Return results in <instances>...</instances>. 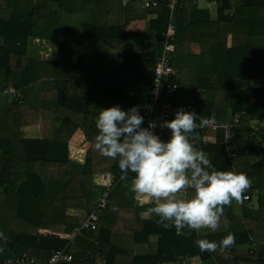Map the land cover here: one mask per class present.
I'll return each mask as SVG.
<instances>
[{"label": "trees", "instance_id": "obj_1", "mask_svg": "<svg viewBox=\"0 0 264 264\" xmlns=\"http://www.w3.org/2000/svg\"><path fill=\"white\" fill-rule=\"evenodd\" d=\"M110 1L113 5L122 0ZM128 1L127 9L136 10L138 0ZM156 1L157 6L137 13L142 23L137 32L140 35L148 15L157 16L150 22L149 51L125 55L122 59L128 64L132 59L144 61L151 67L152 78L146 83L149 89L139 91L134 100L136 107L145 111L150 102L148 92L153 86L156 57L164 49V32L170 19L166 0ZM197 1L201 0H181L175 12L176 50L170 54V60L179 76L171 80L181 88L185 76L183 67L195 62L203 65L205 71L209 66L213 73H200L197 83L190 86L192 111L210 120L216 114L215 122L231 125L233 136L228 143L211 142L204 140V136L215 133L220 140L222 129L212 132L206 127L197 128L193 133L198 138L194 144L217 169L235 170L250 180L245 193H250L252 200L242 205L241 215L234 211V200L224 206L221 226L227 224L240 244L252 245L264 241V87H249L253 79L264 75V16L261 14L264 0H208L217 3L218 15L213 25L220 33L214 35L215 42L200 55L189 54V60L183 63L182 59H174L177 46L185 40L202 41L200 37L205 36L206 27L203 25L209 21L207 14L192 18L191 10L205 12L197 7ZM53 2H58L63 11L73 10L68 8L74 5L73 1L64 0H6V6L0 5V233L3 234L0 254L2 248L9 250L8 254L0 255V263L18 251H26L30 258H36L34 264H49L55 250L67 248L74 259L58 264H97L98 258L102 264H117L119 258L125 260L139 249L156 252L133 255L124 264H189L195 257L202 260L215 257L218 264H264V257L256 258L249 250L234 244L215 252H201L195 243L200 239L197 232L177 236L174 228L164 229L155 217H141L146 201L126 187L134 174H129L128 181H122L118 161L101 156L92 146L97 135L96 118L101 109L109 107L108 98L112 94L85 97L55 94L56 88L51 90V78L58 68L66 66L69 53L73 52L66 43H59L61 56L55 64L27 56L30 37L58 41V33L64 32L60 13L51 8ZM233 8L234 12L230 13ZM127 27V24L119 28L95 27L93 32L102 30L100 39L125 38L133 33ZM129 65L125 68L127 72ZM205 81L211 83L203 84ZM43 82L47 87L40 86ZM204 85L207 91L200 88ZM10 87L20 91L21 96L11 101L2 96L1 91ZM236 89L243 90L233 102L230 93ZM118 95L125 99L129 94ZM97 96L104 103L96 104ZM230 110L233 114L229 118ZM43 112L63 117L64 125L51 139L25 138L22 128L38 125ZM238 113H241L240 119L235 121ZM169 136L160 137L167 140ZM50 165L60 168L58 177L46 176L44 169ZM106 187L111 188V194L98 230L85 232L70 244L73 230L95 209L99 198L97 188ZM254 201L258 206L251 209Z\"/></svg>", "mask_w": 264, "mask_h": 264}, {"label": "crops", "instance_id": "obj_2", "mask_svg": "<svg viewBox=\"0 0 264 264\" xmlns=\"http://www.w3.org/2000/svg\"><path fill=\"white\" fill-rule=\"evenodd\" d=\"M73 1L71 12L63 11L58 2L51 3V8L56 12L60 13V19L63 27V31L58 33V41H52L42 39L39 37H30L28 39V46L26 48L27 56L37 61H46L51 64H55L61 56V48L59 43H66L67 46L72 50L69 53L68 62L66 66L58 68L50 81L51 90L56 88L55 94H69L71 96H85L87 94H112L108 98L109 107L112 105H119L123 108H130L135 105V94H139V91L149 89L147 82L151 80L150 74L151 67L148 63L141 62L139 60L132 59L133 63H125L122 59L125 55H138L146 54L149 51V38H150V27L151 20L156 19L155 14L148 15L147 19L143 23L141 35L137 33L140 28V17H137L138 10L146 9L143 6L145 0H138L136 3V10L127 9V1L122 0L119 3L111 4L110 0H64ZM126 2V4H124ZM129 2V1H128ZM197 7L204 9V13H199L198 10H191L190 14L193 19L202 17L203 15H209L208 24L203 30L205 36L200 37V40L186 41L185 43L177 46V54L174 59H182L183 63L189 60V54L193 56L200 55L203 50L207 49L211 43L215 42L214 35L220 33L213 25V22L217 20L218 9L216 1L201 0L196 2ZM1 6H6V0H0ZM234 12V8L229 11ZM261 14L264 16V9ZM128 20H130L128 22ZM128 25L126 28L130 32V35L125 38H102L100 36L102 30H94L95 27H122ZM142 24V23H141ZM96 29V28H95ZM101 31V32H100ZM213 36V37H212ZM187 56V57H186ZM173 57V55H172ZM183 57V58H180ZM200 63L195 62L194 64L184 66V75L182 78L183 84L181 85L180 92L171 97L174 101H185L191 105L194 104L192 100L193 94L190 89L191 85L197 83V79L201 76L200 73L207 72L212 75L209 66L205 68ZM129 65L128 69L125 68ZM203 69V71H202ZM60 73V74H59ZM208 75V74H207ZM56 76V77H55ZM67 76V77H66ZM211 79H214L213 77ZM211 83V81H205L203 84ZM41 87H47V83H40ZM251 88L264 87V75L258 76L250 83ZM202 88L203 91H207L205 85ZM58 89V92H57ZM198 92L200 90L196 88ZM243 89H236L232 91V101L238 100V95ZM118 94H129L123 99ZM101 96L95 97V103L99 104V101L104 103ZM105 99V96H104ZM9 101V100H8ZM6 102V101H5ZM8 103V102H7ZM141 115H145L146 111L144 108L137 107ZM232 111H229V118L232 116ZM214 115V114H213ZM212 115V116H213ZM211 120L216 121L211 118ZM64 125V118L53 114L52 112H43L41 121L38 125L23 127L22 131L25 138L28 139H51L54 137L56 132ZM264 125V124H263ZM262 125V126H263ZM211 129L212 132H221L222 137L220 140L216 137L215 133L207 134L204 136V140L211 142H225V129L219 125L220 129ZM220 130V131H219ZM39 131V133H38ZM46 132L45 135L43 132ZM167 135V134H166ZM170 135V133H169ZM233 136V135H232ZM231 141V140H230ZM229 141V142H230ZM236 156V155H235ZM101 190L100 188H97ZM104 189V188H103ZM191 193H181V196L190 195ZM146 204V205H145ZM142 207L141 217L143 219H150L151 215L148 212L150 205L147 202ZM234 204V203H233ZM234 211L237 210V206H233ZM251 209H256L253 206ZM236 213V212H235ZM237 214V213H236ZM242 214V212L240 213ZM238 215V214H237ZM229 232L227 227L221 226L216 232L203 229L198 234L200 239H207L209 241H219L220 236H227ZM218 234V235H217ZM217 235V236H216ZM216 236L215 240L214 237ZM235 237L234 245L243 250H249L254 257H264V241L254 243L252 245L240 244ZM156 250L151 249H139L134 254L126 257L132 260L133 255H149L154 254ZM27 253L26 251H18L17 254L10 258L18 257ZM9 258V259H10ZM30 258V257H29ZM35 260L36 258L33 257ZM127 259L119 258L117 264H124L129 262ZM193 261L199 260L193 264H217L215 257L209 260H202L200 257H195ZM192 260L189 264H192ZM37 263V260L36 262ZM28 264V263H24ZM34 264V263H30ZM164 264H176V263H164Z\"/></svg>", "mask_w": 264, "mask_h": 264}, {"label": "clouds", "instance_id": "obj_3", "mask_svg": "<svg viewBox=\"0 0 264 264\" xmlns=\"http://www.w3.org/2000/svg\"><path fill=\"white\" fill-rule=\"evenodd\" d=\"M210 122L195 111L179 108L173 119L159 124L170 130L168 139L163 140L154 131L156 121L143 126L145 118L136 106L125 110L112 105L101 109L96 118L92 146L101 156L118 161L122 181L134 174L126 187L152 205L148 212L164 229L174 228L177 236L203 229L216 232L224 206L239 202L250 180L235 170L217 169L195 146L198 138L194 130ZM188 192L191 194L180 195ZM195 243L201 252H215L234 244L235 237L229 233L220 241L197 239Z\"/></svg>", "mask_w": 264, "mask_h": 264}, {"label": "built area", "instance_id": "obj_4", "mask_svg": "<svg viewBox=\"0 0 264 264\" xmlns=\"http://www.w3.org/2000/svg\"><path fill=\"white\" fill-rule=\"evenodd\" d=\"M167 7L170 10V19L167 30L164 32L165 44L162 53L156 57V66L154 69L153 76V86L149 90L148 95L150 97V102L148 109L144 115L145 125L147 127L149 120H154L157 122L158 126L154 129L159 136H164L170 133V130L166 127H160L159 124L162 121L171 120L175 116V112L179 108H183L186 111H192V106L189 102L184 101H174L171 99L172 96L180 92V85L177 82H173L171 79L174 76H179L176 69L171 63L170 54L176 50V35H177V25L175 21V12L180 6L181 0H166ZM126 4V2H124ZM145 8L157 6L156 0H145L143 3ZM2 96H7L9 100H13L18 96H21L20 91L10 87L5 88L1 91ZM241 113L236 114L235 121L240 119ZM210 124L207 125L213 129H217L219 125L210 120ZM225 129V142L228 143L232 139L231 125L221 124ZM99 198L95 203V209L88 216V218L80 225L77 226L71 233L72 240L70 244H74L77 237L84 235L85 232L96 231L99 228V222L102 217L104 210H106L109 202V197L111 194V188L106 187L103 190L98 191ZM252 197L250 193H244L242 199L237 202L234 200L237 206V212H242V205L248 201H251ZM264 247V243L262 244ZM74 259L72 252H69L67 248L55 250L49 260V264H58L60 262H71ZM98 258L97 264H102ZM34 258H29L27 253L21 256L10 258L0 264H24V263H35Z\"/></svg>", "mask_w": 264, "mask_h": 264}, {"label": "rangeland", "instance_id": "obj_5", "mask_svg": "<svg viewBox=\"0 0 264 264\" xmlns=\"http://www.w3.org/2000/svg\"><path fill=\"white\" fill-rule=\"evenodd\" d=\"M3 101H5L4 99H2ZM43 132V131H42ZM38 133H39V131H38ZM44 133V135H45V133L46 132H43ZM44 168V167H43ZM58 170L59 171H61L60 170V168H58L56 165H50V166H46L45 167V169H44V171H45V173H46V176L47 177H49V178H52V177H58L61 173L60 172H58ZM62 170H64V169H62ZM57 172L59 173V174H57ZM58 175V176H57ZM99 189H97L96 191H98ZM101 190H103V189H101ZM252 206L254 207V208H257V202L256 201H254L253 203H252ZM238 215H241L240 213H239V211L237 212V210L235 211ZM218 235V234H217ZM216 235V236H217ZM216 236L214 237V240H215V238H216ZM224 236H220L219 238H218V240L220 241L222 238H223ZM141 250V249H140ZM2 252H1V254L0 255H6V254H8V249L7 248H2V250H1ZM97 261H98V259H97ZM199 260H195V261H193L192 260V264L194 263V262H198ZM217 262V264H218V261H216Z\"/></svg>", "mask_w": 264, "mask_h": 264}, {"label": "water", "instance_id": "obj_6", "mask_svg": "<svg viewBox=\"0 0 264 264\" xmlns=\"http://www.w3.org/2000/svg\"><path fill=\"white\" fill-rule=\"evenodd\" d=\"M173 118H174V117H173ZM216 118H217V115L214 114V115L212 116V119L216 120Z\"/></svg>", "mask_w": 264, "mask_h": 264}]
</instances>
